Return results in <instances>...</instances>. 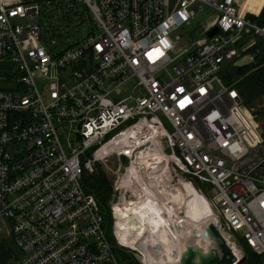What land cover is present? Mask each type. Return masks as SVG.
<instances>
[{
    "label": "built area",
    "instance_id": "1",
    "mask_svg": "<svg viewBox=\"0 0 264 264\" xmlns=\"http://www.w3.org/2000/svg\"><path fill=\"white\" fill-rule=\"evenodd\" d=\"M204 6L213 19L202 30H217L175 48L174 31ZM256 40L264 47V22L235 0H0V62L12 65L0 72V233L17 250L8 264H128L108 227L143 264L119 243L112 193L143 205L149 188L180 179L207 198L229 247L242 240L264 258V136L222 77ZM119 154L142 177L120 172ZM108 156L110 224L81 180ZM154 165L159 182L147 177Z\"/></svg>",
    "mask_w": 264,
    "mask_h": 264
},
{
    "label": "bare ground",
    "instance_id": "2",
    "mask_svg": "<svg viewBox=\"0 0 264 264\" xmlns=\"http://www.w3.org/2000/svg\"><path fill=\"white\" fill-rule=\"evenodd\" d=\"M153 157H161L160 162L165 165L166 160L162 154L155 153ZM139 158L144 160L143 156H139L136 159L137 162H139ZM145 159H147L146 156ZM125 167L129 175H133L135 178L142 177L141 171H137L134 165L126 164ZM158 170L157 166H152L151 170L147 171V177L150 179L156 176L155 172ZM159 191L160 194L157 193L155 198L148 193L145 199L147 203L143 205L135 203L133 200L129 202V198L120 204L112 203L116 209L114 231L118 236L119 243L137 249L136 252L138 257H141L143 264L151 262V264H170V262L179 259L187 245L197 249L198 253L201 249L204 251L210 248L209 245L213 243V239L207 231L206 225L212 220V211L207 198L185 179H180L176 185L171 184L170 188ZM161 199H163L162 203H160ZM155 202L156 206H154ZM162 208H165V212ZM194 230L198 232V235L194 234ZM220 234L225 236L222 231ZM225 241L228 245L230 242L232 243L227 237ZM151 245L158 246L159 251H151ZM231 249L238 256L234 248L231 247Z\"/></svg>",
    "mask_w": 264,
    "mask_h": 264
},
{
    "label": "rangeland",
    "instance_id": "3",
    "mask_svg": "<svg viewBox=\"0 0 264 264\" xmlns=\"http://www.w3.org/2000/svg\"><path fill=\"white\" fill-rule=\"evenodd\" d=\"M251 1H252V5H254L253 7L257 8L261 0H248V3ZM212 14H213L212 11L208 7L204 6L201 10L197 11L193 17L184 21L181 24V27L174 31L175 33L181 34L180 40H177V42L175 43V48H177L181 45H184V44L188 45V43H193L194 40H198V39L204 37L205 33L202 30V28H203L205 23L212 21V19H213ZM259 15H260V13H252V16H254V17L255 16L257 17ZM184 38H187L189 41L186 43ZM255 60H256V56L254 54H252V52L249 51L248 49H244L243 51H241L239 53L238 57H235L232 61H224L223 62V65L225 66L224 71H223V73H225V76L223 75V78L228 80V81L234 79V81L236 83L246 73H248L249 71H251L255 68L254 64H253ZM11 70H12V65L9 61L0 62V72H10ZM36 81L38 83L37 78H36ZM244 106L248 109L249 112H251L254 120L259 124V126L264 128V93H260L256 96L252 97L250 99V101L244 103ZM161 119L163 121L165 128L169 129V126L166 125L165 119L163 117H161ZM59 136H60L61 140H64V138H65L64 129H61V131L59 132ZM114 164H115L114 163V157H112V156H108L104 161L96 159V160H93V162H92V168H93L92 171L85 170V172L91 173V172L95 171V169H100V170H102L104 175L107 177V179L111 183L114 174L112 171L107 170L105 165L106 166L108 165L109 168L110 167L114 168ZM153 174H152V176H153ZM155 174H156V176H153L154 181L159 182V181H161V179H163V176L161 175L160 172L159 173L155 172ZM160 177H162V178H160ZM164 181H166V180H164ZM163 183H167V182H163ZM204 185H206V184H204ZM165 188H168V187H165ZM160 189H164V188H157V190H155V191H154V188H149L148 193L150 195L152 194L151 196L152 197L154 196V198H155L158 195L157 194L158 190H160ZM161 200H163V199H161ZM181 201H182V197H181ZM161 202H163V201H161ZM169 205H171V204H169ZM6 238H8V237H6ZM7 242H8V240H7ZM8 244L11 248L14 247V245L10 241V239H9ZM238 244L240 245L242 243L238 242ZM210 245L215 246L214 243H211ZM210 245H209L210 248H208L204 251L201 249L199 254L203 255V256L208 255L210 250H211ZM234 250L238 255L237 257H242L241 261L238 264H251V259L253 258V256L250 255L251 254L250 250L244 248L243 244L239 247L236 245V247H234ZM129 252H130V250L126 253H128V255H129ZM130 255L134 258V260L136 262H138L137 257L134 253L130 254ZM138 264H139V262H138ZM253 264H264V258L259 257V260Z\"/></svg>",
    "mask_w": 264,
    "mask_h": 264
},
{
    "label": "trees",
    "instance_id": "4",
    "mask_svg": "<svg viewBox=\"0 0 264 264\" xmlns=\"http://www.w3.org/2000/svg\"><path fill=\"white\" fill-rule=\"evenodd\" d=\"M259 16H255L257 21L264 22V4L261 8V11L259 12ZM249 51L252 52L256 56V60L254 61V69L246 73L243 77L240 78L239 81L234 83V86L236 87L238 93L240 94L243 103L250 101V99L260 93H264V47L263 43L260 40H256V42L246 48ZM224 71V70H223ZM225 76V73H222ZM224 79V78H223ZM225 81H228L224 79ZM262 129V135L264 136V128ZM82 185L85 187V189L89 192H91L96 200L98 201L101 209L105 213V217L107 219L108 224H110V216L108 214V200L111 194V183L107 179V177L104 175L102 170L95 169V171L91 173L83 172L82 173ZM107 238L108 240L113 244V249L115 252L116 257L119 260H126L128 264H138L134 260V258L126 251H123L119 247L116 246L115 241L110 234L109 227L107 228ZM240 243L244 245V248H249L242 242V240H239ZM240 244V245H242ZM253 256L251 259V264L256 263L259 260V257L262 258V256L253 253L250 251Z\"/></svg>",
    "mask_w": 264,
    "mask_h": 264
},
{
    "label": "water",
    "instance_id": "5",
    "mask_svg": "<svg viewBox=\"0 0 264 264\" xmlns=\"http://www.w3.org/2000/svg\"><path fill=\"white\" fill-rule=\"evenodd\" d=\"M216 30L217 27L215 25H212L205 31V34L209 37ZM118 161L119 171L121 172L123 171V167L127 164V157L123 154H119ZM118 199V192L117 190H114L110 198V203H114L118 201ZM206 229L212 237L213 243L215 245L213 247L211 246V250L208 255L202 256L198 253L197 249L195 250L192 246L187 245L180 254L179 259L172 261L173 263L170 262V264H238L241 261L242 257H237L232 252L231 248L220 234V231L212 222L207 223ZM194 234L198 235V232L194 230ZM150 248L153 252L159 251L158 246L151 245ZM133 251H137V249L133 248Z\"/></svg>",
    "mask_w": 264,
    "mask_h": 264
},
{
    "label": "crops",
    "instance_id": "6",
    "mask_svg": "<svg viewBox=\"0 0 264 264\" xmlns=\"http://www.w3.org/2000/svg\"><path fill=\"white\" fill-rule=\"evenodd\" d=\"M264 0H261L258 7H253L252 1L248 3V0H235V5L237 10L242 15L252 16V13H259L261 8L263 7ZM243 46V45H242ZM244 50V49H243ZM242 50V51H243ZM4 235V233H0V264H8L11 262L12 258L17 255V250L15 246L11 248L9 246V237ZM8 242H7V240Z\"/></svg>",
    "mask_w": 264,
    "mask_h": 264
}]
</instances>
